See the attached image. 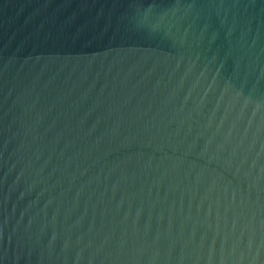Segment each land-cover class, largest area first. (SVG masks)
I'll return each instance as SVG.
<instances>
[{"label": "water", "instance_id": "95a60500", "mask_svg": "<svg viewBox=\"0 0 264 264\" xmlns=\"http://www.w3.org/2000/svg\"><path fill=\"white\" fill-rule=\"evenodd\" d=\"M0 264H264V0H0Z\"/></svg>", "mask_w": 264, "mask_h": 264}]
</instances>
